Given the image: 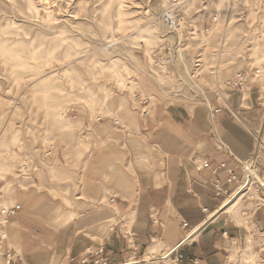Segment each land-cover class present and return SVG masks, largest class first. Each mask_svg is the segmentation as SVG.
Listing matches in <instances>:
<instances>
[{"label": "rangeland", "instance_id": "rangeland-1", "mask_svg": "<svg viewBox=\"0 0 264 264\" xmlns=\"http://www.w3.org/2000/svg\"><path fill=\"white\" fill-rule=\"evenodd\" d=\"M180 1L0 0V264L3 211L18 192L77 207L86 161L125 146L143 100L151 109L183 95L212 101L238 75L264 95V0ZM173 8L183 39L168 75L154 55L175 41L163 18ZM238 201L220 213L235 203L223 216L249 232L230 262L258 264L264 240Z\"/></svg>", "mask_w": 264, "mask_h": 264}, {"label": "crops", "instance_id": "crops-1", "mask_svg": "<svg viewBox=\"0 0 264 264\" xmlns=\"http://www.w3.org/2000/svg\"><path fill=\"white\" fill-rule=\"evenodd\" d=\"M262 96L253 83L211 106L156 104L138 116L125 146H102L86 161V199L77 207L59 210L39 191H19L5 225L7 251L19 256L17 264H77L93 253L110 264H233L230 247L246 246L249 232L223 216L229 207L220 214L212 171L198 172L193 159H208L212 168L225 162L241 175L237 161L256 155L258 135L264 144ZM261 151L264 173V145ZM218 175L228 177L225 169ZM251 220L264 240V208Z\"/></svg>", "mask_w": 264, "mask_h": 264}, {"label": "built area", "instance_id": "built-area-1", "mask_svg": "<svg viewBox=\"0 0 264 264\" xmlns=\"http://www.w3.org/2000/svg\"><path fill=\"white\" fill-rule=\"evenodd\" d=\"M174 4H181L182 1L180 0H173ZM173 9H168L165 13V16L163 17L165 20V23L168 28H170V31L167 35H169L171 38L174 37L175 41L172 42H166L164 45L159 47L157 52L155 53L154 57L155 60L159 63V68L164 74H171V68H174L175 64V54L176 51H178L176 40L178 39V46L181 44V41L183 39V33H181V20H177L175 15H172ZM218 19L216 17L214 19V22ZM199 63V62H197ZM248 84H251L243 75H238L235 77H231L226 81V87L227 91L231 92H243L247 87ZM183 86L180 88L181 90H184L186 85L182 84ZM184 98L182 101L190 104V105H200L205 104L207 106H211V99L209 97H199L195 96L192 98H189L185 95L182 96ZM262 106L264 108V95L261 97ZM142 110L140 115L146 116L149 114L151 108L148 100H143L142 102ZM222 111V107L214 108L212 109V112L214 114L220 113ZM258 142V152L256 155L251 158L248 161L240 162L238 163V168L241 171V175L237 174V167L236 168H230L225 162H222L219 164L218 167L212 168L211 162L208 159L204 158H194L193 162L195 164L196 170L198 172H203L206 170H211L213 174V185L215 194L217 197L222 198V203L226 200L232 201L235 198L240 199L239 201H243L245 204L243 207V214H251L254 213L257 210H260L264 208V173L261 172L260 169V161L259 156L262 153L261 149H263V141L262 136L258 135L257 137ZM222 145V144H220ZM251 161L249 164V167H246L245 165ZM225 169L228 173V177L226 178V181L223 182V180L219 177V170ZM225 184L232 185L233 188L231 190H228V188L225 187ZM249 204H252L253 206L249 209L247 206ZM221 208V207H220ZM15 209L11 208L7 212L3 211V215L5 216L6 223H7V217L9 215L14 214ZM5 223V225H6ZM182 227L187 230L189 228V224L187 222H182ZM5 231V226H4ZM6 233V231H5ZM3 237V236H2ZM4 244L6 245L7 242V234L2 238ZM264 251V248L262 249V252ZM7 262L8 264H17L16 259H19V256L15 254V252H6ZM99 253H93L88 255H85L79 259L77 264H110L105 258H100ZM20 261V260H19ZM22 264V263H21ZM258 264H264V257L262 256L260 262Z\"/></svg>", "mask_w": 264, "mask_h": 264}, {"label": "bare ground", "instance_id": "bare-ground-1", "mask_svg": "<svg viewBox=\"0 0 264 264\" xmlns=\"http://www.w3.org/2000/svg\"><path fill=\"white\" fill-rule=\"evenodd\" d=\"M259 54H260V53H259ZM256 57H257V56H256ZM256 61L259 62L260 59H259V60H256ZM261 61H262V60H261ZM258 62H257V63H258ZM262 66H263V65H262ZM262 68H263V67H262ZM250 163H251V161H249L245 166H246V167H249V164H250ZM238 200H240V199H236V198L234 199V201H235L236 203H237ZM229 202H233V200H232V201H228V200L225 201V203L223 204V207H224L226 204H228ZM238 202H239V201H238ZM235 205H236V204L234 203L233 205L229 206V208H228L227 210H228V211L231 210ZM2 221H3V222H2V224H3L2 236L4 237V236H6V233H5V231H4V226H5V223H6V219H3ZM263 248H264V247H263Z\"/></svg>", "mask_w": 264, "mask_h": 264}]
</instances>
